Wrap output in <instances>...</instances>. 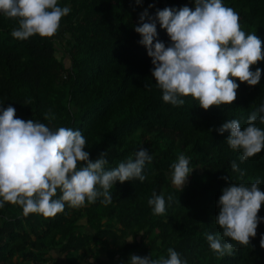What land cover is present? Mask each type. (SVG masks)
I'll use <instances>...</instances> for the list:
<instances>
[{
    "label": "trees",
    "instance_id": "1",
    "mask_svg": "<svg viewBox=\"0 0 264 264\" xmlns=\"http://www.w3.org/2000/svg\"><path fill=\"white\" fill-rule=\"evenodd\" d=\"M58 2L70 4L71 11L61 18L52 36L16 38L12 31L18 18L0 14L3 106L12 104L16 116L53 128H80L91 158L107 151V167L117 166L139 147L148 148L153 159L145 164L143 181L133 178L115 183L109 204L98 197L80 207L66 203L63 211L45 216L40 212L25 215L21 205L5 201L0 208V264H48L54 250H69L75 257L68 264H78L79 257L93 250L91 244L108 256L100 264H120L132 253L167 256L169 247L177 249L188 264H264L260 242L264 220L249 244L233 241L237 246L223 256L207 240L208 232L223 233L215 216L224 185L260 179L264 190V150L241 159V150L233 149L226 139L230 130L217 131L231 118L239 119L242 127L247 125V117L264 103V72L252 85L233 77L239 87L230 103L205 109L188 94L184 104L174 105L163 99L151 71V57L139 42L141 34L135 26L142 23L139 16L144 8L152 14L165 6L194 8V0ZM223 2L239 13L246 32H256L264 51V0ZM157 29L156 38L167 46L169 34L159 23ZM258 66L264 68V59L250 67ZM256 123L264 127L259 120ZM180 153L190 156L193 163L182 190L170 175ZM233 161L239 170L232 168ZM154 191L166 199L173 194L164 214L153 212L148 203ZM258 214L264 216V203ZM131 233L134 239L127 240ZM221 239L231 237L221 235Z\"/></svg>",
    "mask_w": 264,
    "mask_h": 264
},
{
    "label": "clouds",
    "instance_id": "2",
    "mask_svg": "<svg viewBox=\"0 0 264 264\" xmlns=\"http://www.w3.org/2000/svg\"><path fill=\"white\" fill-rule=\"evenodd\" d=\"M194 4V8L187 4L165 6L157 8L154 14L144 8L139 16L142 23L135 30L141 34L139 42L151 57V71L163 90V99L182 105L184 96L190 94L207 109L213 104L234 101L239 82L233 77L250 85L260 81L264 68L258 66L253 70L250 66L264 59V51L261 38L255 31L246 32L239 13L223 0H194ZM70 11V4L61 5L58 0H0V14L18 18L12 34L19 39L34 34L54 35L61 26V18ZM157 23L169 34L167 46L164 40L156 38ZM145 86H149L147 82ZM16 111L14 105L5 107L0 101V208L9 201L21 205L25 215L40 212L54 216L65 209L66 203L80 207L103 197L101 202L109 204L110 189L117 181L146 178L145 164L153 159L148 148H136L117 166L107 167V151L91 158L80 128H53L33 118L16 116ZM45 115L51 118L50 113ZM247 119L244 127L239 119L231 118L217 128L221 133L230 130L226 139L233 149L241 150V159L264 150V127L256 123H264V103ZM191 161L190 156L180 153L171 165L172 181L181 190L193 169ZM232 168L239 170L236 161ZM240 172L243 175V170ZM260 185L261 180L257 179L250 184L230 182L222 187L215 218L223 233H207L210 247L217 255L231 252L237 246L233 241L249 244L250 237L256 235L258 223L264 220L258 214L264 203ZM172 198L171 193L166 199L164 194L154 191L148 203L153 212L164 214ZM221 235L231 239L222 240ZM126 239L133 240V233ZM260 242L264 245V238ZM167 251V256L157 258L151 253H132L120 264H188L174 247Z\"/></svg>",
    "mask_w": 264,
    "mask_h": 264
},
{
    "label": "crops",
    "instance_id": "3",
    "mask_svg": "<svg viewBox=\"0 0 264 264\" xmlns=\"http://www.w3.org/2000/svg\"><path fill=\"white\" fill-rule=\"evenodd\" d=\"M91 246L93 250L91 249L85 256L79 257L78 264H100L108 260L105 250H102L100 247L96 249L93 244ZM74 257L70 256L69 250L65 252L54 250L52 251V257L48 264H68ZM90 257L91 259H89Z\"/></svg>",
    "mask_w": 264,
    "mask_h": 264
},
{
    "label": "rangeland",
    "instance_id": "4",
    "mask_svg": "<svg viewBox=\"0 0 264 264\" xmlns=\"http://www.w3.org/2000/svg\"><path fill=\"white\" fill-rule=\"evenodd\" d=\"M61 53L59 52L58 53V55H60ZM199 171H200V169H198ZM17 260V256H15L14 258H13V261H16Z\"/></svg>",
    "mask_w": 264,
    "mask_h": 264
}]
</instances>
